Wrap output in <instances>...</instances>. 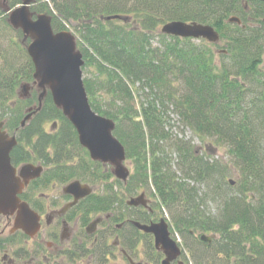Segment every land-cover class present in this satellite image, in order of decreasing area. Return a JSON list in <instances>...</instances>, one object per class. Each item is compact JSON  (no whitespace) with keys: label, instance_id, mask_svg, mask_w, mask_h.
I'll return each instance as SVG.
<instances>
[{"label":"trees","instance_id":"16d2710c","mask_svg":"<svg viewBox=\"0 0 264 264\" xmlns=\"http://www.w3.org/2000/svg\"><path fill=\"white\" fill-rule=\"evenodd\" d=\"M20 3L6 0L7 10ZM249 4L256 25L242 29L227 20L241 15L243 0L33 1V16L46 13L52 30L75 36L87 101L114 122L113 136L131 164L124 182L88 158L48 90L20 127L26 107L38 105V90L26 99L16 95L22 82H33L29 38L0 8V106L6 105L5 129L16 131L12 165H42L46 183L100 182L106 194L88 199L87 213L106 211L114 201L131 209L107 186L109 179L123 197L146 190L194 264H264V2ZM110 15L121 18L106 20ZM176 20L212 26L219 43L159 32ZM48 121H56L53 131L45 129ZM176 124L200 146L172 137ZM208 148L223 150L226 160H214ZM200 234L216 237L208 244Z\"/></svg>","mask_w":264,"mask_h":264},{"label":"water","instance_id":"95a60500","mask_svg":"<svg viewBox=\"0 0 264 264\" xmlns=\"http://www.w3.org/2000/svg\"><path fill=\"white\" fill-rule=\"evenodd\" d=\"M264 1V0H261ZM33 0H22L19 7L11 10L8 15L9 24L20 29L29 37L30 43L26 52L30 57L34 72L33 78L40 90L38 106L27 109V115L22 119L24 126L31 116L40 107L45 92H50L52 103L61 109L63 115L75 128L79 144L85 148L93 161L108 163L114 167V175L125 180L128 171L123 166L125 161L124 148L117 138L113 136L114 122L109 118L94 112L84 91L81 67L82 55L76 49L74 36L68 31L54 32L51 27L50 17L40 14L32 19L29 5ZM121 18L109 16L106 20ZM229 22H237L236 17H231ZM160 32L168 36L181 38L205 39L209 43H218L219 36L213 27L196 22L184 23L171 21L162 24ZM25 86L22 85L21 88ZM0 122V215L13 216L12 230H22L26 236H33L39 228V216L29 208L26 202L18 199V194L31 179L40 175L41 166L32 164L22 165L18 174L11 164L10 152L16 145L15 136H8L2 130ZM90 188L73 181L63 188L65 194L75 196V201L90 193ZM144 194L132 198L126 204L130 206L145 205ZM73 204V203H72ZM162 218L156 223L141 225L134 223L140 230L154 236L155 247L160 250L165 258L162 264H169L175 260L180 251L168 233V225ZM212 237L201 236V239L210 242Z\"/></svg>","mask_w":264,"mask_h":264},{"label":"flooded vegetation","instance_id":"af4514ba","mask_svg":"<svg viewBox=\"0 0 264 264\" xmlns=\"http://www.w3.org/2000/svg\"><path fill=\"white\" fill-rule=\"evenodd\" d=\"M248 1L252 3L253 0ZM248 1L243 0V9H241L239 17L232 16L236 17L239 23L230 22L242 29H245L246 26L256 25L250 15L251 9ZM245 19L247 23L244 24ZM25 97L23 96V98ZM12 166L16 168L18 174L20 165L13 164ZM43 173L38 178L30 180L27 186L22 189L21 194L18 195L39 216V228L33 236H26L19 229L13 231L9 220L13 216L0 215V219L5 220V224L0 230V235H2L0 236V255L4 253L0 259V264H5L1 262L5 258H8L6 264H120L119 257L128 264H162L165 255L155 247L153 234L146 233L134 225L135 222L141 225H149L162 219V213L159 214L160 211L155 208V201L151 199L146 190L139 192L144 194L145 205L130 206L126 203L139 193L134 196L123 197L119 194L117 187L114 189V186L109 184L108 187L112 186L115 190L114 194L119 199H123V204L131 209L118 208L117 202L114 201L106 211L99 212V214L87 213L86 201L99 199L106 194L103 187L102 193L97 195L96 188L89 183L80 182L89 185L91 190L89 194L75 201V196L63 192L64 186L70 181L60 183L50 180L46 183L45 180L41 179ZM57 184L62 186L58 196L39 193L48 187H52L54 190ZM146 214L154 216L148 221L133 219V217L141 218ZM168 227L171 238H177L178 233L175 229L169 224ZM5 231H7L6 235H3ZM130 236H132L131 243L122 245V242L129 240ZM110 237L112 240L107 243V239ZM182 242L183 238L179 242L180 255L169 264L193 262L186 255V251L183 252V249L186 250L187 247ZM26 244L30 245L31 248H27ZM132 244L134 246L130 248ZM15 245H18L17 249L7 254Z\"/></svg>","mask_w":264,"mask_h":264},{"label":"rangeland","instance_id":"374dc122","mask_svg":"<svg viewBox=\"0 0 264 264\" xmlns=\"http://www.w3.org/2000/svg\"><path fill=\"white\" fill-rule=\"evenodd\" d=\"M5 0H0V6H4V5H2V4H5ZM5 7V6H4ZM5 8H7V7H5ZM156 43V42H155ZM154 43V44H155ZM22 85H24L25 87V91H24V89L21 91V92H19V94L21 95L20 97H23V96H28V94L30 93V91L33 89V87H34V83H30V82H23L22 83ZM7 104H9L10 105V101L7 103ZM13 105V104H12ZM14 106V105H13ZM4 107H6V105H4ZM170 117L172 118V120L173 121H177V117L174 115V114H171L170 115ZM52 122L53 121H48V122H46V123H44V126H45V129L46 130H48L49 129V127L51 126V124H52ZM175 127H177V124L176 125H173V127L171 128V134H172V137H178V138H184L185 140H191V143L192 144H194V145H196V146H200V142H199V140H197L195 137H193L192 136V134H191V132L189 131V130H182L181 128H175ZM208 150H209V153H210V155H211V153L213 154V159L215 160V159H221L222 158V160H226V157H224L223 156V154H224V151L223 150H220V151H216V152H214V151H212L211 150V148L209 149L208 148ZM199 152V151H198ZM199 154H201V151L199 152ZM223 156V157H222ZM89 158V157H88ZM125 167H131V164H130V162H127V163H124L123 164ZM113 179V178H112ZM112 179H109L108 180V182H106V184H107V186L109 185V184H112L113 186H114V189H115V184H114V182L112 181ZM228 179H231L230 177L228 178ZM84 182V181H83ZM86 183V182H85ZM87 183H89V185H91L92 187H94V188H96L97 189V195L98 194H101L102 193V185L100 184V182H97V181H94V180H90L89 182H87ZM86 183V184H87ZM103 185H106V184H104V183H102ZM99 186V187H98ZM61 188H62V186H60V185H55V188H54V190L52 189V187H48L47 189H44V190H41V191H39V193H41V194H50V195H52V194H54L55 196H58V194L60 193V191H61ZM51 189V190H50ZM53 192V193H52ZM152 199V198H151ZM154 200V199H153ZM156 207V206H155ZM162 213V214H161ZM166 213V212H165ZM165 213H163V212H159V214H161L162 216H164V214ZM166 217H167V215H165ZM4 224H5V220L4 219H0V230L2 229V227L4 226ZM6 232L7 231H5L4 233H3V235H6ZM0 236H2V235H0ZM112 239H111V237L110 238H108L107 239V243H109L110 241H111ZM27 245V248L29 247V248H31V246L30 245H28V244H26ZM17 247H18V245H15V246H12L11 247V249H10V252L8 251L7 252V254H9V253H12V251H14L15 249H17ZM185 250V249H184ZM186 251V250H185ZM3 255H4V253H2L1 255H0V259H2V257H3ZM188 257H189V259H192V257L190 256V254L188 255ZM7 261H8V258H5L4 260H1V262L2 263H7ZM118 261L120 262V264H128L124 259H122V258H118ZM189 264H193V262L191 261Z\"/></svg>","mask_w":264,"mask_h":264}]
</instances>
